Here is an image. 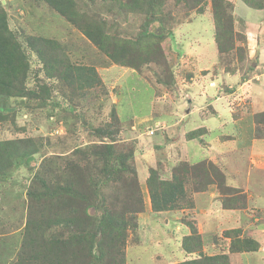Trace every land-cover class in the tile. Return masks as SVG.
<instances>
[{
	"label": "rangeland",
	"instance_id": "rangeland-1",
	"mask_svg": "<svg viewBox=\"0 0 264 264\" xmlns=\"http://www.w3.org/2000/svg\"><path fill=\"white\" fill-rule=\"evenodd\" d=\"M228 1L234 5L236 32L248 38L237 42L234 51L224 56L218 52L211 3L188 10L172 1L166 12L172 35L160 43L150 63L134 68L118 65L99 52L47 0H0V8L7 13L9 27L29 64L25 87L35 93L33 99L7 97L0 107L4 116L0 117V264L22 263L31 255L23 245L35 175L55 182L59 178L64 184L66 176L74 172L64 174L62 168L72 162L80 166L81 173L99 172L103 165L96 164V152L101 144L110 143L99 132L106 130L117 132V152L127 154V164L137 170L145 203L144 211L132 221L133 215L126 218L129 230L122 247L125 262L119 257L117 264H148L146 250L152 248L177 253L189 236L200 237L199 250L205 255L230 252L232 241L238 239L233 230H241L240 238L253 237L251 226L257 219L264 220V212L248 205L253 190L248 191L246 185L247 178L259 172L258 167L264 169V156L258 151L264 152V138L258 137L255 123V115L264 112V10L251 9L242 0ZM201 8L204 14L200 15ZM79 11L108 23L121 22L128 31L125 38L142 30L141 17L130 12L125 15L110 1L95 0L93 4L87 0L80 3ZM29 37L53 43L48 46L47 61L65 58L74 65L94 66L102 85L80 93L64 82V77L46 79L43 62L28 47ZM237 47L243 48V53ZM231 69H237V76L228 77ZM187 86L197 88L198 94L193 91L197 100L191 99ZM203 115L210 122L211 133L198 147L189 146V132L184 131L195 130L193 121L200 123ZM220 115L222 120L218 119ZM8 143L14 148L4 146ZM162 146L164 149H160ZM35 149L30 157V150ZM202 161L217 183L210 184L207 191L194 192L189 182L188 196L182 201L184 209L152 212L146 184L150 170L170 179L175 167ZM211 166L218 169V177ZM127 174L131 177V172ZM243 204L245 207L239 208ZM144 216L153 218L142 230L138 218L140 222ZM242 221L245 227L238 228ZM190 225L196 226L195 233ZM58 230V226L52 228L53 232ZM228 231L231 238L226 237ZM141 239L149 248H137ZM261 243L264 247V239ZM135 250H142V262L131 263ZM241 258L242 262L231 256L237 264H264V250ZM105 262L110 263L109 259ZM160 262L165 263L163 259Z\"/></svg>",
	"mask_w": 264,
	"mask_h": 264
},
{
	"label": "trees",
	"instance_id": "trees-1",
	"mask_svg": "<svg viewBox=\"0 0 264 264\" xmlns=\"http://www.w3.org/2000/svg\"><path fill=\"white\" fill-rule=\"evenodd\" d=\"M86 1L47 0L53 9L75 25L99 52L124 67L139 68L150 63L157 55L160 43L172 35L173 27L166 14L167 5L172 1L177 5L184 4L188 10L202 7L204 3H211L214 38L220 56L231 53L236 49L237 42L248 39L246 35L236 32L234 5L228 0H101L110 1L125 15L128 12L135 13L143 19L142 30L132 38H125L124 33L128 31L123 28L121 22L108 23L79 11L80 3L85 4ZM90 1L95 4V0ZM242 2L251 9L264 10V0ZM203 11L204 8H201L198 13L204 14ZM26 42L31 51L43 62L46 79L64 77L62 80L80 93L102 85L103 82L94 66L74 65L65 58L47 61L48 46L53 44L50 40L29 37ZM21 49V44L9 27L7 13L0 8V107L4 106L7 97L35 98V93L27 91L25 87L24 81L29 72V64ZM237 51L243 53L244 49L237 47ZM228 73L236 75L237 69L228 70ZM46 92L49 93L48 88ZM0 117L4 116L0 114ZM255 121L258 137L264 138V112L255 115ZM99 133L110 142L101 144L100 151L96 152V164L100 162L103 165L99 172L81 173L80 166L72 162L62 168L64 174L72 170L74 172L73 175L66 176L64 184L59 178L58 182H55L42 179L40 174L35 175V187L29 193L32 205L29 220L25 225L26 244L23 245L30 250L31 255L21 260L23 264H104L103 261L106 259H109V264H117L121 260L125 262V251L122 247L126 244L129 230L126 218L131 214L132 221L144 211L145 203L139 187L137 170L133 165L130 167L127 164L129 157L127 154L117 152L114 144L117 141L115 137L117 132L106 130ZM199 136L200 131H194L190 132L187 138L192 140ZM4 146L14 148L10 143ZM36 151L37 149L30 150V157ZM130 155L133 157L132 151ZM206 166L205 161L195 165L183 164L173 169L170 179L161 178L155 169L150 170L146 184L152 212L184 209L182 201L188 196L189 182L192 183L194 192L207 191L210 184L217 183L213 177L211 178ZM211 167L218 177V169ZM128 171L131 172V177L127 176ZM232 207L233 205L230 208ZM244 207L245 204L239 206L241 209ZM55 226L60 227V230L53 232L52 228ZM189 227L193 233L196 232L195 225ZM233 233H238L236 235L238 239L232 241L230 254L260 250L262 244L258 239L240 238L241 230H233ZM231 234V231L226 232V237L231 238ZM200 240L199 236H189L183 244V249L188 255L196 253L200 258L176 264H231L230 254L213 256L203 254L199 250ZM72 248L77 250H69ZM24 251L26 250H22ZM119 257L122 259L118 260Z\"/></svg>",
	"mask_w": 264,
	"mask_h": 264
},
{
	"label": "crops",
	"instance_id": "crops-1",
	"mask_svg": "<svg viewBox=\"0 0 264 264\" xmlns=\"http://www.w3.org/2000/svg\"><path fill=\"white\" fill-rule=\"evenodd\" d=\"M262 50H264V48H261V51ZM260 51V52H261ZM214 66H216V65H214ZM217 67V66H216ZM235 76H237V74L236 75H230L229 74V76L228 77H235ZM225 80H226V78H225ZM222 81H223V78H222ZM192 82H195V80H193ZM191 82V83H192ZM188 87V86H187ZM189 89L188 90H186V88H184L186 91H190V93L189 94H191L192 95V97L193 98H191V99H195V100H197V98L195 97V94H198L199 92L198 91H196V89H191L190 87H188ZM195 88V87H194ZM193 91H195V94H194V92ZM196 96H198V95H196ZM191 99L189 100V101H191ZM190 104H193V101H192V103H190ZM199 106V105H198ZM197 106V110H196V112H198L199 111V113H200V110H199V107ZM218 111V110H217ZM192 112V111H191ZM189 113H190V111H189ZM202 113V112H201ZM175 118V117H174ZM201 118V122L199 123V122H197V121H193V128H196L195 130H192V131H190V130H187L186 132L184 131V134H188V132L190 133V132H194V131H200V136L198 137V138H196V139H192V140H189L188 142H189V146L190 145H193L194 147H198V146H196V145H199V142L201 141V139H203V137H207L208 135H209V133H211V130L208 128V126H209V124H210V122H208V119H207V117H205L204 115L202 116V117H200ZM176 120H178L177 118H175ZM218 119H220V120H222V118H221V115L218 117ZM181 123V122H180ZM202 123V124H201ZM234 124H236V122H234ZM202 130H204V131H202ZM202 132H204L203 133V135H201V133ZM238 135V134H237ZM262 142H264V141H262ZM160 149H164L163 148V146L160 148ZM192 150V149H191ZM263 156H264V152L263 151H261V150H258ZM135 158H137V156L135 157ZM167 166L169 165V164H166ZM259 169V172H256V173H254V174H251L248 178H247V181H246V185H247V190L248 191H250V192H252V190H253V193H250L248 196H249V201H248V205L249 206H252V207H255L256 208V210H257V212H259V213H263L264 212V169L263 168H260V167H258ZM139 173V172H138ZM148 179V178H147ZM144 185H146L145 183L144 184H142V186H144ZM153 216V215H152ZM152 216H150V217H146V216H144V218L139 222V218H138V224L142 227V230H144V225H145V223H151V221H152ZM261 216L264 218V215L263 214H261ZM244 221H242L241 222V225H239V226H237L238 228H243V227H245L242 223H243ZM256 225H252V226H254V228H255V230H253L252 228V226H251V228H250V230H249V232L251 231H253L252 233V236L254 237V238H256V239H258L259 241H260V243L262 242V240L264 239V220L262 219V221H261V219H257L256 220V223H255ZM262 224V225H261ZM260 225H261V227H260ZM139 226V227H140ZM148 227V226H147ZM150 228H151V226H150ZM141 232V231H140ZM201 233V232H200ZM146 237V236H145ZM146 240H147V242H148V244L151 246V247H155L154 245H153V243H150V240H149V238H146ZM145 241V240H144ZM143 241V239H141V242L140 243H138V245H137V248H141V249H143V248H145V247H147L146 246V242H144ZM262 244V243H261ZM147 248H149V247H147ZM169 249H170V245H169ZM171 250V249H170ZM173 250V249H172ZM175 250V249H174ZM205 250H207L206 248H205ZM261 250H264V247L261 245V248H260V250L259 251H261ZM136 251V255H135V257H133V259H132V261H131V263L134 261V263L136 262H138V261H140V262H142V258H143V254H142V250H135ZM147 251V255H148V260H147V262H148V264H169V263H167L168 261H173V262H175V263H180V262H183V261H185V260H188V259H194V258H196L197 257V254L196 253H193V254H187L182 248H181V250H177L178 252L176 253V252H174V251H171V252H167V251H165L164 252V250H155L154 248H152L151 249V251H149V250H146ZM161 251H163L164 252V254L162 255V253H159V252H161ZM259 251H257V252H252V253H258ZM252 253H247V254H252ZM142 254V255H141ZM227 254H230V252H229V250H228V253ZM246 253H241V254H230V257L231 256H236L237 258H238V260L239 261H241L242 262V256H244ZM213 255H216L215 253H210V254H208V256H213ZM126 257L127 258H129V256H127L126 255ZM164 260V262L165 263H162V262H160L161 260ZM230 262H231V264H237L236 262H234V261H232V259H230ZM234 262V263H233ZM170 264H172V263H170Z\"/></svg>",
	"mask_w": 264,
	"mask_h": 264
}]
</instances>
